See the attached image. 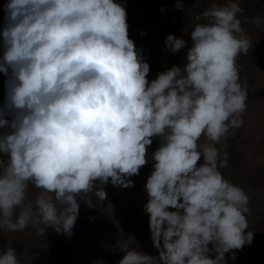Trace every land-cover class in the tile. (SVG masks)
Listing matches in <instances>:
<instances>
[{"label":"clouds","instance_id":"clouds-1","mask_svg":"<svg viewBox=\"0 0 264 264\" xmlns=\"http://www.w3.org/2000/svg\"><path fill=\"white\" fill-rule=\"evenodd\" d=\"M3 7L0 231L43 236L51 227L71 235L80 202L111 218L103 185L132 186L130 177L151 160L143 208L158 254L141 252L113 220L118 264L235 259L231 250L253 239L249 194L220 171L248 107L238 57L252 41L237 0H212L195 13L186 62L151 80L119 0H6ZM185 45L171 33L164 39L172 52ZM153 137L160 143L148 155ZM0 264H22L11 242Z\"/></svg>","mask_w":264,"mask_h":264},{"label":"rangeland","instance_id":"rangeland-1","mask_svg":"<svg viewBox=\"0 0 264 264\" xmlns=\"http://www.w3.org/2000/svg\"><path fill=\"white\" fill-rule=\"evenodd\" d=\"M119 2L126 9L128 36L148 62L150 71L147 76L151 80L172 65L182 66L186 62V50L191 44L189 33L196 23L193 16L203 11L212 0H179L183 5L179 9L175 7L177 0ZM237 2L243 9L237 13L241 17V26L252 41L249 52L238 57L241 76L248 83V107L244 125L229 138L226 148L228 165L220 171L249 194L251 213L247 219L253 239L251 243L231 250L235 259L231 253H225V259L227 264H264V22L260 25L252 22L257 15L264 21V3L262 0ZM5 3L6 0H0V27L5 23ZM170 33L183 37L185 47L176 52L166 49L164 39ZM159 143L160 138L153 137L152 144L147 146V154L150 155ZM152 163L148 160L138 174L130 177L132 186L103 185L107 196L102 204L111 203V218L101 209L80 202L71 235L57 233L51 227L46 228L43 236L35 235L31 228L22 232L0 231V248L11 242L22 264H118L123 252L114 247L118 232L112 221L117 220L125 234L134 236L141 252L157 255L151 241L148 213L143 208L147 201L144 184L152 171Z\"/></svg>","mask_w":264,"mask_h":264},{"label":"bare ground","instance_id":"bare-ground-1","mask_svg":"<svg viewBox=\"0 0 264 264\" xmlns=\"http://www.w3.org/2000/svg\"><path fill=\"white\" fill-rule=\"evenodd\" d=\"M250 3V2H249ZM264 3V0H262V4ZM248 5V4H247ZM261 5V4H260ZM264 5V4H263ZM4 10V9H3ZM246 13V11H245ZM256 30V29H255ZM0 52H2V46H0ZM5 79L6 76L4 73H0V106L3 105L4 98H5ZM5 129H0V132L4 131ZM1 157V156H0ZM1 244V243H0ZM260 244V243H259ZM4 248V247H3ZM0 250H2L0 248ZM253 250V249H252ZM261 249H259L260 251ZM264 250V249H263ZM254 252V251H253ZM264 253V252H263ZM252 254V253H251ZM254 254V253H253ZM250 256V255H249ZM253 256V255H252ZM259 258V257H258ZM260 259V258H259ZM258 259V260H259ZM263 262V261H262ZM261 264V263H260Z\"/></svg>","mask_w":264,"mask_h":264}]
</instances>
